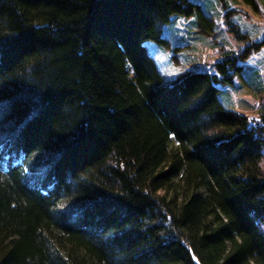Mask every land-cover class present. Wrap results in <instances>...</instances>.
Segmentation results:
<instances>
[{
    "label": "trees",
    "instance_id": "trees-1",
    "mask_svg": "<svg viewBox=\"0 0 264 264\" xmlns=\"http://www.w3.org/2000/svg\"><path fill=\"white\" fill-rule=\"evenodd\" d=\"M196 11L0 0V264H264V111L214 84L240 65L166 80L143 45Z\"/></svg>",
    "mask_w": 264,
    "mask_h": 264
},
{
    "label": "rangeland",
    "instance_id": "rangeland-1",
    "mask_svg": "<svg viewBox=\"0 0 264 264\" xmlns=\"http://www.w3.org/2000/svg\"><path fill=\"white\" fill-rule=\"evenodd\" d=\"M189 1L198 11L189 17L172 15L161 24L164 42L144 40L147 53L166 80L190 70L219 75L217 62L234 56L240 69L232 82L214 84L229 109L260 122L264 111V46L244 58L241 55L263 38L264 0H254L253 4L244 0ZM261 151L264 167V143Z\"/></svg>",
    "mask_w": 264,
    "mask_h": 264
},
{
    "label": "bare ground",
    "instance_id": "bare-ground-1",
    "mask_svg": "<svg viewBox=\"0 0 264 264\" xmlns=\"http://www.w3.org/2000/svg\"><path fill=\"white\" fill-rule=\"evenodd\" d=\"M24 117H25V116H24ZM22 118H23V117H22ZM10 123H11V122H10ZM10 123H9V124H10ZM20 125H21V124H20ZM24 127H25V126H24ZM5 132H6V131H5ZM10 133H11V132H10ZM11 156H12V155H11ZM11 156H10V157H11ZM11 159H12V158H11Z\"/></svg>",
    "mask_w": 264,
    "mask_h": 264
}]
</instances>
